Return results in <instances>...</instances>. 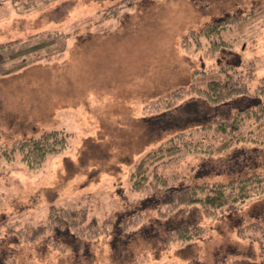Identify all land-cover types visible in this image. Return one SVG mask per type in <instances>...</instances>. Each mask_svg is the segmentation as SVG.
<instances>
[{"label":"rangeland","instance_id":"1","mask_svg":"<svg viewBox=\"0 0 264 264\" xmlns=\"http://www.w3.org/2000/svg\"><path fill=\"white\" fill-rule=\"evenodd\" d=\"M225 15L237 19L220 35L229 46L211 54L209 39L199 45L191 35ZM0 45V264L264 258V227L248 228L254 220L264 225V192L237 204L233 214H198L203 235L191 242L172 240L159 250L161 236L141 234L131 238L130 250L112 246L118 215L130 231L148 230L159 218L155 190L147 185L156 174L173 177L171 185L225 180L234 146L254 147L257 156L255 168L235 157L232 178L264 172V118L245 115L238 130L224 133L209 123L231 121L238 109L264 102V0H0ZM225 77L243 82L245 96L256 100L210 103L200 92ZM178 88L182 94L170 96ZM52 130L69 134L67 148L48 154L38 169L2 153ZM181 132L193 151L150 153ZM238 133L257 143L239 141ZM228 139L239 142L219 153L196 151ZM143 159L147 168L138 169ZM142 202L151 206L141 212ZM61 209L84 213L80 226L100 233L58 232L52 212Z\"/></svg>","mask_w":264,"mask_h":264},{"label":"trees","instance_id":"2","mask_svg":"<svg viewBox=\"0 0 264 264\" xmlns=\"http://www.w3.org/2000/svg\"><path fill=\"white\" fill-rule=\"evenodd\" d=\"M133 5L134 2H130L128 4V6L131 7ZM238 20H241V18L239 17ZM235 22H237V19L231 15L221 16L215 20L207 22L200 32L192 33L191 37L194 39V41H197L199 45L201 43V38L209 39V52L214 54L221 48L227 47L228 43L222 40L220 35L225 28H228L230 24ZM3 46L4 45H0V49L3 48ZM191 88L193 90H197L196 92H200V88L198 87L191 85L189 89L191 90ZM183 90L184 88H178L171 92L170 96L178 97L182 94ZM246 92L247 89L243 82L239 83V81L234 79V77H225L221 80L209 81L207 84V89L200 93H203L210 103L218 104L223 102L225 99H230L232 97H246L245 95L248 94ZM240 94H243L244 96ZM235 98L233 99L235 100ZM246 98L256 100V98ZM258 103H261V101L257 98V104ZM251 106L252 105H248L247 107L238 109V112L231 121H229L228 118H220L217 122L212 121L209 123L216 124L217 129L221 133H224L227 130H234V128L238 130L239 126L243 125L241 122L238 123V120L245 115L246 119H251L254 117L257 120L262 119L263 121L264 102L259 104L257 109L252 110ZM68 136L69 134L64 133L63 131H47L41 133L38 136L24 138L14 144L9 152L4 150L2 153L4 152V156H6L8 159H11L12 156L16 154L29 168L38 169L42 166V163L48 154L58 153L67 148ZM184 136V133H178L175 135V137H173V139H171L173 140L172 144H169L168 146H160L157 149H153L150 153L155 156H162V154L158 153L166 151L167 153L175 154L181 152L183 149V151L186 152L193 151V148H190L188 145L191 143L186 144ZM237 137H239V141H242L243 143H247L248 141L257 143V139L252 138L248 140L244 136L240 137L239 133ZM228 140L229 141L227 143H222L216 148L208 147L207 149H204V151H196L209 154L219 153L229 148L231 149V146L234 143L239 142L236 141L231 143L230 139ZM255 151L256 148L254 147L249 148L246 146H234L233 149H231V152L228 154L229 157L225 159V163H228L224 164V171L227 174V178H225V180H215L213 182L202 181L197 184L190 183L171 185L173 177L167 178L156 174L154 182H152L151 185H147L155 190V193H152V196H154V200L157 201L155 205L158 209V213H160L159 218L156 217L152 222L149 223L148 230L146 226H143L138 230L130 231L127 220H125L124 217L121 218V215L123 214L118 215V218L116 219V222L113 226L114 229L112 230L114 234L112 246L117 248V250L121 249L120 251L130 250L129 243L131 242V238L135 236H142L141 234L144 236L147 234H151L154 237L161 236L156 247V249L160 247L161 249L159 250H162V247H165L164 249H166V245H169L172 240H177L180 244H183L201 238L204 227L199 225L197 221V218L199 217L198 214L210 216L217 215L222 212H224L223 214H233L237 204L240 205L250 197L263 194V171L259 170L260 172H257V170L253 169V172L245 176L240 175L236 178H232L230 176L232 174L231 169L234 168L236 164L233 162L236 161L235 157L247 158L249 160L247 161V165L255 168L256 162L254 156H257ZM155 152H157V154H154ZM145 164L146 160L143 159L137 168L146 169L147 167ZM138 169L136 170L138 171ZM137 174L138 172H136V175ZM142 176L143 174L139 177ZM145 178L148 177L145 175ZM168 183H170V185ZM136 184L141 185L142 183L141 181H137ZM261 201L264 202V198H262ZM141 205V209L139 210L141 212L146 210L148 206H151L148 205L143 207V202ZM78 212L79 211H68L66 209L53 211L52 222L57 223V231L61 232L65 230L66 234L75 231L76 236H87V238L96 237L100 233V230L92 225H89L90 227L92 226L90 229H88L87 226L85 229L82 228L80 223L81 219L84 218V213L79 214ZM93 222L94 221L91 223ZM261 227H264V225L259 223L257 220H254L248 226V228H252L254 230ZM93 228H95V230H92ZM84 230H86L87 233L84 232ZM42 231V228L39 227L33 231L32 236L39 235ZM152 252L155 254V248ZM124 254H127V251ZM126 257H128V254ZM237 264H264V258L258 262L251 260H241Z\"/></svg>","mask_w":264,"mask_h":264}]
</instances>
